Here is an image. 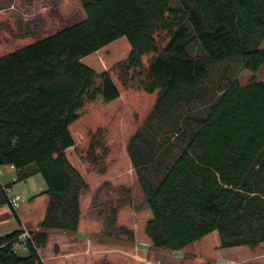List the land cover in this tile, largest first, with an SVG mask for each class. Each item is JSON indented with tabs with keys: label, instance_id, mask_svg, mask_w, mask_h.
Listing matches in <instances>:
<instances>
[{
	"label": "trees",
	"instance_id": "1",
	"mask_svg": "<svg viewBox=\"0 0 264 264\" xmlns=\"http://www.w3.org/2000/svg\"><path fill=\"white\" fill-rule=\"evenodd\" d=\"M78 2L84 15L58 3L57 25L25 33L0 15L7 45L0 53V165L14 166L20 180L40 173L49 196L38 238L25 241L28 255L15 247L24 233L17 229L0 236V264H55L61 257L45 262L39 252L49 231H78L89 184L68 158L70 147L87 171L124 153L135 166L132 187L106 183L98 193L103 237L134 241V231L119 223L132 199L148 204L146 232L156 247L198 255L214 231L222 247L263 245L264 79L229 82L205 113L194 105L209 94L213 65L237 61L253 72L264 65V0ZM33 3L20 0L28 9ZM123 36L131 47L126 58L103 71L82 62ZM195 43L200 53L191 52ZM127 109L134 130L119 149L111 136ZM166 128L186 143L176 156L157 142ZM3 203L21 221L0 181ZM196 255L184 264H210ZM125 256L103 250L86 264H120Z\"/></svg>",
	"mask_w": 264,
	"mask_h": 264
},
{
	"label": "rangeland",
	"instance_id": "2",
	"mask_svg": "<svg viewBox=\"0 0 264 264\" xmlns=\"http://www.w3.org/2000/svg\"><path fill=\"white\" fill-rule=\"evenodd\" d=\"M58 3H61L67 12L84 15L82 5L78 0H34L32 7L29 9L24 8L20 4V0H0V15L13 17L15 29L21 33H25L29 29L39 25L47 27L57 25L58 18L54 15L53 8ZM172 4L177 6L179 2L178 0H172ZM261 46L264 47V40ZM130 48L127 37L123 36L95 53L82 58V62L98 71H103L110 68L117 61L126 58L130 52ZM5 50H7V45L0 37V53ZM191 52L193 54L201 52L197 43L193 44ZM252 77L263 80L264 65L257 72L245 69L237 61H225L213 65L210 68L209 78L206 80L209 94L203 101L197 102L194 106H198L197 109L205 113L207 107L218 99L227 88L229 82L238 80L240 83L246 84ZM125 113L121 120L116 123L111 136L113 145L115 144V147H119V149L123 147V144L125 147V142H127L134 130L130 109H127ZM107 121L108 119L104 116L101 122L106 123ZM169 130L166 128L165 131L160 132L157 136V142L161 145V149L165 150L168 148L170 150L169 153L176 156L181 152L186 143L177 138ZM67 150L68 158L81 170L89 184L87 188L82 190L80 197L82 234L69 233L62 230L50 231L51 234L46 246L43 249H39L40 255L45 262L54 257H61L57 259L55 264H86L88 261L94 259L96 253L103 250H120L126 253L125 258L120 264H139L140 262L132 260L134 256H139L151 264H184L186 256L195 257L196 254L194 253L156 247L146 232L147 221L152 216L151 210L148 204L142 203L141 205H136L132 199H127L121 209L119 223L126 225L134 231V241L103 237L101 229L103 228L104 219L101 210L105 203L98 202V193L106 183H112L116 187L121 185L132 187L137 179L135 166L131 158L124 153L123 156L109 162L105 168L87 171L74 148ZM18 174L19 170L13 168L11 165H0V181L4 186H8L9 195H20L24 199L17 213L22 212V218L25 222L24 233L27 234V238H32L33 232L37 230L36 222L41 216H44L46 208L45 206L43 208V205L39 203L36 205L37 208L34 209L30 204L31 199L29 196L41 191L44 192L46 181L40 173L32 174L27 181L20 180ZM10 187L12 188L10 189ZM31 207L33 209L32 214L29 213ZM26 220H30L31 222H27ZM21 228L23 226L17 219L12 207L7 203L1 204L0 236ZM23 236L25 235L23 234ZM21 244L23 242L17 247L18 253L23 256L28 255V248L24 244ZM56 253L57 255H55ZM75 255L76 257L73 260L69 259ZM196 256L208 261L210 264H217L219 261L226 260V258L235 259L234 264H264V244L256 249H252L246 245L222 247L219 233L218 231H214L202 239L201 252Z\"/></svg>",
	"mask_w": 264,
	"mask_h": 264
},
{
	"label": "crops",
	"instance_id": "3",
	"mask_svg": "<svg viewBox=\"0 0 264 264\" xmlns=\"http://www.w3.org/2000/svg\"><path fill=\"white\" fill-rule=\"evenodd\" d=\"M70 148H73V147H70ZM70 148H68V149H70ZM68 151V150H67ZM12 166V165H11ZM13 167V166H12ZM14 168V167H13ZM79 169V168H78ZM81 171V170H80ZM30 186V185H29ZM12 187H10V189H11ZM8 191H9V189H8ZM81 195H82V192H81ZM11 196H14V195H11ZM31 199V206L32 207H34V209H36L37 208V206L36 205H38L39 203L41 204V205H43V208H44V206H45V208H46V206H47V202H48V199H49V196L46 194V193H44V192H39V193H37L34 197H32V198H30ZM40 200V201H39ZM32 207H31V209L29 210V213H31L32 214ZM16 210H18V209H16ZM46 210V209H45ZM81 210H82V207H81ZM19 213V212H18ZM45 215V214H44ZM19 216H20V222H21V225L23 226V228H21V229H23L24 231H25V222H24V220H23V216H22V212H20L19 213ZM44 217V216H43ZM43 217L41 216V218L40 219H38L37 220V222H36V225H37V228H38V225H39V223L41 222V220L43 219ZM27 222L29 221V222H31L30 220H26ZM81 227H82V220H80V224H79V229H78V231L77 232H75V234H82V229H81ZM50 231H52V230H50ZM49 231V235L51 234V232ZM24 234V233H23ZM23 234L21 235V237H20V240H19V242L15 245V247H16V249H17V247L19 246V244L20 243H22L23 242V244L25 245V241H26V239H27V236H23ZM23 238H26V239H23ZM91 241V240H90ZM23 244H21V245H23ZM25 247H26V245H25ZM45 247V246H44ZM44 247H41L40 249H43ZM61 247V246H60ZM27 248V247H26ZM109 249V248H108ZM97 250H99V249H97ZM58 254H60V253H58ZM55 255H57V253L55 254ZM61 255V254H60ZM59 255V256H60ZM134 257H138L137 259H141V257H139V256H134ZM43 259V258H42ZM231 259V261H229ZM141 260H143V258L141 259ZM144 261H146V260H144ZM231 264V263H235V259H233V258H229V259H227L226 258V260H223V261H219L217 264Z\"/></svg>",
	"mask_w": 264,
	"mask_h": 264
},
{
	"label": "built area",
	"instance_id": "4",
	"mask_svg": "<svg viewBox=\"0 0 264 264\" xmlns=\"http://www.w3.org/2000/svg\"><path fill=\"white\" fill-rule=\"evenodd\" d=\"M9 197H10V203L15 209H18L21 207V202L24 199L20 195H14V196L9 195ZM24 235L26 236L27 234L24 233Z\"/></svg>",
	"mask_w": 264,
	"mask_h": 264
},
{
	"label": "water",
	"instance_id": "5",
	"mask_svg": "<svg viewBox=\"0 0 264 264\" xmlns=\"http://www.w3.org/2000/svg\"><path fill=\"white\" fill-rule=\"evenodd\" d=\"M35 195H36V194H31V195L29 196V198H32V197H34ZM33 237L38 238V235H37V234H34ZM37 246H38V244H37Z\"/></svg>",
	"mask_w": 264,
	"mask_h": 264
}]
</instances>
